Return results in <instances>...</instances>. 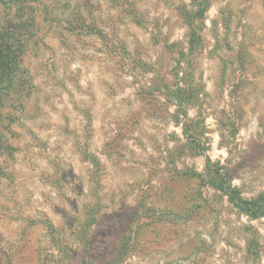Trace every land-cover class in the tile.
Returning a JSON list of instances; mask_svg holds the SVG:
<instances>
[{
	"label": "rangeland",
	"instance_id": "rangeland-1",
	"mask_svg": "<svg viewBox=\"0 0 264 264\" xmlns=\"http://www.w3.org/2000/svg\"><path fill=\"white\" fill-rule=\"evenodd\" d=\"M30 5L0 123V264H264V218L206 175L209 159L264 192V0Z\"/></svg>",
	"mask_w": 264,
	"mask_h": 264
},
{
	"label": "trees",
	"instance_id": "trees-1",
	"mask_svg": "<svg viewBox=\"0 0 264 264\" xmlns=\"http://www.w3.org/2000/svg\"><path fill=\"white\" fill-rule=\"evenodd\" d=\"M35 1L0 0V10L4 11V15L0 19V123L5 119L3 108L6 102L18 94L22 89L21 86L25 83L22 75L24 77L26 73L22 72L20 67L26 53V43L33 36L35 12L30 3ZM189 23L191 22L186 17V25L191 27ZM83 30L85 32L90 31L87 26ZM177 65H181L180 60ZM20 87L21 89H19ZM178 95L179 98L182 97V93ZM182 133L184 136L186 135L184 130ZM211 165L218 166L217 163ZM206 166L208 184L215 190L222 191L232 206L250 220L264 218V192L253 198H243L239 190L229 186L228 178L220 174L219 168L208 169L210 166L209 159L206 160Z\"/></svg>",
	"mask_w": 264,
	"mask_h": 264
}]
</instances>
